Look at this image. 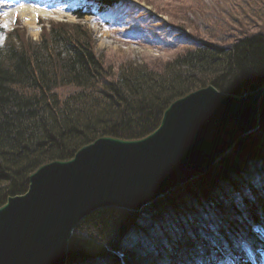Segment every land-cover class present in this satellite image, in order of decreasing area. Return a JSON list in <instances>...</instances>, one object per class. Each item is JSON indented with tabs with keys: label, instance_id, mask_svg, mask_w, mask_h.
<instances>
[{
	"label": "trees",
	"instance_id": "trees-1",
	"mask_svg": "<svg viewBox=\"0 0 264 264\" xmlns=\"http://www.w3.org/2000/svg\"><path fill=\"white\" fill-rule=\"evenodd\" d=\"M7 39L0 46V207L25 194L42 165L70 160L98 138L148 136L193 91L213 85L242 96L264 86V33L227 47L200 42L160 71L130 63L117 73L82 25L51 23L39 41L16 31ZM256 225H264V99L258 131L207 174L140 213L107 208L84 219L68 264H217L222 256L224 264H245L264 252V228Z\"/></svg>",
	"mask_w": 264,
	"mask_h": 264
},
{
	"label": "water",
	"instance_id": "water-1",
	"mask_svg": "<svg viewBox=\"0 0 264 264\" xmlns=\"http://www.w3.org/2000/svg\"><path fill=\"white\" fill-rule=\"evenodd\" d=\"M264 86L242 96L213 85L174 101L147 137H102L29 177L0 207V264H68L77 226L115 208L139 213L212 170L258 131Z\"/></svg>",
	"mask_w": 264,
	"mask_h": 264
},
{
	"label": "rangeland",
	"instance_id": "rangeland-1",
	"mask_svg": "<svg viewBox=\"0 0 264 264\" xmlns=\"http://www.w3.org/2000/svg\"><path fill=\"white\" fill-rule=\"evenodd\" d=\"M41 1L10 2V6L23 4L37 11L33 25L38 28L36 33L25 23L30 19L27 14L8 27L4 26V15L0 26L7 32L18 27V36L37 41L42 27L48 28L50 22L80 24L95 35L96 54L114 73L130 63L160 71L200 42L227 47L245 37L264 33V0H129L123 2V7L96 11L95 17L83 20L70 14L64 0ZM40 11L61 14V18L47 20L39 15ZM0 36L1 46L5 38Z\"/></svg>",
	"mask_w": 264,
	"mask_h": 264
},
{
	"label": "bare ground",
	"instance_id": "bare-ground-1",
	"mask_svg": "<svg viewBox=\"0 0 264 264\" xmlns=\"http://www.w3.org/2000/svg\"><path fill=\"white\" fill-rule=\"evenodd\" d=\"M36 12L35 10H31L30 8L28 7H23V8H19V7H15V6H12L11 8L8 9V13L7 15L5 16L4 18V26L8 27L10 25L13 24V22L16 20L17 17H26V14L29 15V20L28 21H25V23L29 24V29L30 30H34V32L36 33L38 31V28L33 26L34 23H35V20H36ZM39 13V12H38ZM42 14V15H41ZM56 14V13H54ZM45 14V12L43 11H40L39 15L44 17L45 19L49 20V19H53V20H59L61 18V14ZM104 36L105 38H107L109 35L108 33H104ZM190 94V93H189ZM231 154V153H230ZM229 155V154H228ZM259 186V184H258ZM6 204V203H5ZM4 204V205H5ZM95 213V212H94ZM209 248H213L214 245L211 244L210 246H208ZM216 256L217 258L218 255H222L221 252H223V249L219 248V249H216ZM220 259V258H219ZM219 261V260H218Z\"/></svg>",
	"mask_w": 264,
	"mask_h": 264
},
{
	"label": "snow or ice",
	"instance_id": "snow-or-ice-1",
	"mask_svg": "<svg viewBox=\"0 0 264 264\" xmlns=\"http://www.w3.org/2000/svg\"><path fill=\"white\" fill-rule=\"evenodd\" d=\"M19 7L20 8H23V7H25V5L21 4V5H19ZM4 15H7V13H4ZM261 228H264V225H256L255 226V229H261ZM241 242H243V241H241Z\"/></svg>",
	"mask_w": 264,
	"mask_h": 264
}]
</instances>
